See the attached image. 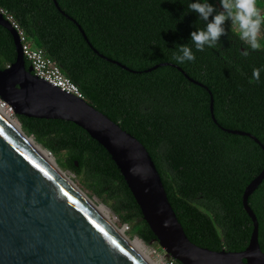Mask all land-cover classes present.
<instances>
[{
  "label": "trees",
  "instance_id": "1",
  "mask_svg": "<svg viewBox=\"0 0 264 264\" xmlns=\"http://www.w3.org/2000/svg\"><path fill=\"white\" fill-rule=\"evenodd\" d=\"M56 2L100 54L141 72H128L98 57L52 0H0V7L14 15L29 39L56 61L94 108L143 144L187 238L215 251L243 250L252 224L241 195L264 167V152L252 139L215 125L207 91L177 69L143 71L157 63L177 65L207 86L219 125L249 132L264 145V45L241 56L248 46L227 20L226 35L216 47L197 51L190 34L205 29L207 22L189 11L196 0ZM208 2L218 11L216 0ZM183 44L192 47L194 62L174 60L176 47ZM14 59L12 38L0 26V70ZM256 68L261 69L260 80L250 83ZM16 118L28 136L53 156L62 155L63 168L81 176L92 194L112 198V210L138 239L145 244L155 241L119 169L99 143L70 121ZM248 204L264 252V179Z\"/></svg>",
  "mask_w": 264,
  "mask_h": 264
},
{
  "label": "water",
  "instance_id": "2",
  "mask_svg": "<svg viewBox=\"0 0 264 264\" xmlns=\"http://www.w3.org/2000/svg\"><path fill=\"white\" fill-rule=\"evenodd\" d=\"M52 2L60 14L76 25L98 57L128 72H141L100 54L80 25L60 9L56 0ZM0 26L10 34L15 49L14 61L0 70V100L11 106L16 116L70 121L99 143L119 169L143 221L168 256L181 264H264V252L258 243V221L248 204L249 196L264 179V167L241 195L242 207L252 224L247 246L241 251H215L192 243L177 220L143 144L88 101L35 76L30 65L26 68L16 31L1 14ZM163 66L174 67L188 81L207 91L210 117L222 131L246 136L264 152V145L253 134L219 125L207 86L190 78L177 65L157 63L143 72ZM0 264H144L1 118Z\"/></svg>",
  "mask_w": 264,
  "mask_h": 264
},
{
  "label": "clouds",
  "instance_id": "3",
  "mask_svg": "<svg viewBox=\"0 0 264 264\" xmlns=\"http://www.w3.org/2000/svg\"><path fill=\"white\" fill-rule=\"evenodd\" d=\"M220 10L208 2V0H196L188 5L189 11L198 14L200 20L206 23L205 29H197L190 34V40L197 51L205 48H215L222 35H226L224 24L231 21V27L237 29L239 38L248 48L240 53L247 57L252 51L260 50L261 38L264 37V13L259 7V0H219ZM209 17L212 19L209 21ZM174 53V60L178 64L194 62L196 57L188 44L178 45ZM261 69H253L252 80H260Z\"/></svg>",
  "mask_w": 264,
  "mask_h": 264
},
{
  "label": "built area",
  "instance_id": "4",
  "mask_svg": "<svg viewBox=\"0 0 264 264\" xmlns=\"http://www.w3.org/2000/svg\"><path fill=\"white\" fill-rule=\"evenodd\" d=\"M0 14L16 31L23 57L31 66L32 73L38 78L48 82L52 86L59 88L61 91L72 94L77 98L86 100L85 96L79 90L77 85L64 75L56 61L48 57L42 48L36 46L29 39L26 32L19 25L14 15L2 7H0ZM0 106L10 117L17 119L11 106L1 100ZM121 229L124 232L130 231V225L127 223H122ZM149 248L150 255L152 254L154 260H156L158 264H181L172 257L168 256L156 241L149 243Z\"/></svg>",
  "mask_w": 264,
  "mask_h": 264
},
{
  "label": "bare ground",
  "instance_id": "5",
  "mask_svg": "<svg viewBox=\"0 0 264 264\" xmlns=\"http://www.w3.org/2000/svg\"><path fill=\"white\" fill-rule=\"evenodd\" d=\"M0 118L6 126L20 139V141L32 151V153L53 173H55L64 183H66L79 199L88 207V209L104 223L125 245V247L133 253L144 264H158L156 260H152L147 248L137 239H131L122 229L117 227L111 221L107 212L98 204L94 203L74 182L69 174H67L57 163L55 157L49 153L41 144L36 142L23 130L17 119L10 117L0 106Z\"/></svg>",
  "mask_w": 264,
  "mask_h": 264
},
{
  "label": "rangeland",
  "instance_id": "6",
  "mask_svg": "<svg viewBox=\"0 0 264 264\" xmlns=\"http://www.w3.org/2000/svg\"><path fill=\"white\" fill-rule=\"evenodd\" d=\"M216 5L218 8V11L220 10V4H219V0H216ZM262 13H264V7L261 8ZM230 23L231 21L228 20ZM235 31L238 32L237 29H234ZM261 45H264V37L261 38ZM29 135V134H28ZM31 138L35 139L32 135H30ZM36 140V139H35ZM36 142H38V140H36ZM39 144H41L40 142H38ZM42 145V144H41ZM43 146V145H42ZM44 147V146H43ZM45 148V147H44ZM46 149V148H45ZM47 150V149H46ZM58 165L67 173L71 176V178L74 180V182L78 185V187L96 204L100 205L109 215L111 221H113V223L119 227L121 229V225L122 222L120 221V217L117 213H115L112 210V203H113V199L110 197H107L106 195H103V198H99L96 195L92 194L86 187L85 182L83 181V179L81 178V176H76L75 174H73L72 172H70L69 170L63 168L61 162L63 160L62 155H58V156H54ZM127 236H129L131 239H137L138 242H141L142 244L145 245V247L147 248L148 252L150 253V248H149V244H145L143 243L140 239L137 238V236L134 234L133 231H127L124 232ZM150 257L152 258V260L154 259L152 254L150 255Z\"/></svg>",
  "mask_w": 264,
  "mask_h": 264
}]
</instances>
